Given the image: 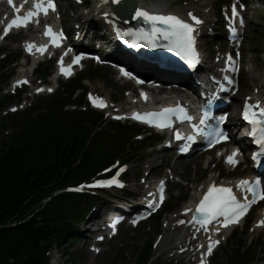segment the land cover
<instances>
[{
    "label": "trees",
    "instance_id": "obj_1",
    "mask_svg": "<svg viewBox=\"0 0 264 264\" xmlns=\"http://www.w3.org/2000/svg\"><path fill=\"white\" fill-rule=\"evenodd\" d=\"M82 143L68 124L0 141V264H48L46 253L68 237L71 203L53 193L94 171Z\"/></svg>",
    "mask_w": 264,
    "mask_h": 264
},
{
    "label": "snow or ice",
    "instance_id": "obj_2",
    "mask_svg": "<svg viewBox=\"0 0 264 264\" xmlns=\"http://www.w3.org/2000/svg\"><path fill=\"white\" fill-rule=\"evenodd\" d=\"M116 2L119 3L120 0H116ZM35 7L37 11H29L27 16L20 17L18 18V20H13L11 24L8 25V29L10 30L13 26H27V22L32 17L38 16L40 12H43L44 15H47L50 10L55 11L56 3L55 0H37ZM231 14L232 17L239 18L240 25L244 24V19L242 16H240V13L238 12L235 4H233L231 7ZM105 16H107V13H105ZM188 16L191 17L192 21H195V25L203 23L202 20H200L191 12L188 13ZM135 18H143L144 20L150 22L153 26L152 33H144L143 31H141L140 33L136 34L132 33L131 30H129L128 34H136L141 37H148L153 40L158 38L157 34H160L163 36L164 39L169 40L171 42V50L181 55L186 61L189 62L190 65L195 66L197 63H199V53L196 50V39L194 35L196 28L193 23H189L188 21L180 18L177 15L153 14L140 9L136 11ZM157 24L166 25L167 27H156ZM232 31L235 33L236 29L233 28ZM45 34L52 37V43L56 44L57 46H59L61 40L63 39L62 32H54L50 25L47 27ZM150 46L154 45L150 44ZM33 47H35V45L33 43H29L27 45L28 51H32ZM46 47L47 46H41L38 50L45 51ZM80 59V56L75 57L73 63H78ZM96 59L99 60V57H96ZM228 60L232 62L233 58L229 56ZM60 63L61 71L66 75H71V66L69 65L65 67L63 65L62 58ZM124 75L130 76L131 73L124 71ZM24 82L26 83V81ZM18 83L20 82L18 81ZM37 91H43V89L38 88ZM48 91H52V89H48ZM90 98L92 99L94 106L101 108L106 106V102L103 100L102 97H91L90 94ZM249 107L250 105L246 102L245 111L243 113L244 119L249 121V123L253 125L252 131L249 134L253 137H256L257 132L259 131L260 136L258 139L255 140V142L264 146V120L260 119L255 114L250 113L248 110ZM173 113H179L181 119L192 120V117L188 115L186 109L180 106H177V108L174 109L166 108L160 113H136L134 118L145 120L147 123L156 124V126L164 128L170 126L169 117L170 114ZM207 116L208 113L205 112L204 119H201L200 124H204ZM257 126H259V128ZM193 127L196 128L198 131H203V129H201L198 125H193ZM205 135H214L216 142H220V140L229 139L228 134L223 131H218L215 133H205ZM176 138H181L179 132L176 133ZM187 139L191 140L195 139V137L189 136L187 137ZM238 155L239 149H235L226 158L227 162L233 166L237 165L239 163L238 159H236ZM123 170V168L120 169V171ZM161 184H163V181H161ZM113 185L124 187L123 183L116 177H113L109 180L96 181V186L111 187ZM239 187H241L245 192L243 201L237 198L236 194L233 192V189L230 187H225L217 184L209 186L207 192L204 194L203 198L199 201L198 205L196 206V213L198 215H194L193 219L196 220V222L202 227L212 223L213 221H217L218 223L222 224L225 228L229 227L232 224H238L240 222V219L247 214L248 210L252 207L253 204L257 203L259 200H264V188L261 187V181L259 179H256L255 181L242 180L240 181ZM249 192L252 194L251 199H249L247 196V193ZM164 198V189L163 187H161L159 193V202L162 203ZM151 206L154 207L155 202ZM186 211H191V209H186ZM133 223H136V221L134 220ZM180 223H184V221H180ZM258 226H264V219L258 222ZM113 227H115V225H113ZM219 230V228L216 229V231ZM99 239H103V237H99ZM209 241L210 242L207 247V252L209 255H211L213 248L218 245L220 241L211 240V238H209ZM96 251H99V249H96ZM201 264H204V261H201Z\"/></svg>",
    "mask_w": 264,
    "mask_h": 264
},
{
    "label": "rangeland",
    "instance_id": "obj_3",
    "mask_svg": "<svg viewBox=\"0 0 264 264\" xmlns=\"http://www.w3.org/2000/svg\"><path fill=\"white\" fill-rule=\"evenodd\" d=\"M146 1V0H143ZM251 1V0H250ZM255 1L256 5V11L252 14V19L250 22V25L248 27L247 31V42L245 44V58L253 60L258 67H261L262 70H264V0H253ZM257 1V2H256ZM146 2L152 3V4H164L166 9H169L171 11L174 10H180V6L178 4L179 0H147ZM203 2V0H202ZM201 2V4H202ZM215 3L214 0H210V3ZM199 4L198 6L194 7L196 10H200L199 8L203 9V7ZM81 13H84L80 11ZM208 19L215 18L213 14H206L205 15ZM14 47V46H12ZM248 61V60H247ZM253 69V62L249 61L248 64L245 66V79L247 80V87L249 90L252 89L253 84L250 83L249 74L252 72ZM102 79L96 80L91 83L93 89H103V91H107L110 96L116 95V92L114 90H106V87L108 84L113 83V77L111 76V72H107V74L102 75ZM247 77V78H246ZM141 156V155H140ZM136 158V161L138 158ZM168 156L167 162H169L167 165L170 166V169H174L175 162L172 159L171 155L162 154L161 158L157 162V167H155V171H159V173L166 174V169L161 165V163L166 159ZM184 166L178 169L177 175L182 178V180H189L191 182L196 181H202L205 178H207L208 172H204L203 168V162H200L198 160H194L192 163H187L183 161ZM197 165V169L194 167V165ZM145 165L142 164V166ZM166 165V166H167ZM140 166L141 164H138V166L134 167V170L132 171V175L140 173ZM162 167V168H161ZM133 180V177L130 178V181ZM177 186L175 185L173 187L172 192L176 193ZM152 235V230L150 232V228H145L141 231H138L137 233H131L127 232L126 234L123 232L122 235L113 242L111 245V248L114 247L113 253L104 256L102 261L99 262V264H108L105 262L108 260L109 264H114V255L118 254L119 250L123 247L124 249V258L126 263H133L136 259L137 254V247H142L147 238H149ZM264 246V245H263ZM69 254H71L69 252ZM61 251L57 252L56 249H53V252L51 253L48 261L49 264H79V261L76 262V260L72 257H67L66 255L60 258ZM60 258V259H59ZM162 262L164 264L168 263L167 260L161 258ZM226 262V261H225ZM225 262H222L219 260V264H223ZM126 263H120V264H126ZM218 264V263H215Z\"/></svg>",
    "mask_w": 264,
    "mask_h": 264
},
{
    "label": "bare ground",
    "instance_id": "obj_4",
    "mask_svg": "<svg viewBox=\"0 0 264 264\" xmlns=\"http://www.w3.org/2000/svg\"><path fill=\"white\" fill-rule=\"evenodd\" d=\"M138 1V7L140 8V7H144V8H147V9H149V10H154V9H161L162 10V8H160V7H157V6H150V5H147V4H145L142 0H137ZM157 7V8H156ZM155 12V11H154ZM103 14V13H102ZM90 18H91V20H95V21H98L99 20V15H95V11H92L91 13H90ZM97 19V20H96ZM101 20V19H100ZM69 44L70 45H72V42L71 41H69ZM110 49H112V47L110 46L109 47ZM112 51V50H111ZM131 59V58H130ZM248 61H251V62H253V69H252V72L249 74V78H250V80H251V82H252V84L255 86V87H258L262 92H263V96H264V70H262V68L261 67H258L257 66V64L253 61V60H251V59H247ZM263 60H264V57H263ZM131 61V60H130ZM127 69V68H126ZM236 70H240V69H235V71H234V75L236 74L235 72H236ZM192 80V79H191ZM191 80H189V83H191L190 81ZM231 80H235V78H234V76L233 77H231ZM154 83L155 84H157V85H161V83L160 82H157V81H154ZM191 92H195V90L194 89H192L191 90ZM196 111H197V114L196 115H200L201 114V109L199 108V107H197L196 108ZM233 111H234V108H233ZM178 123V122H177ZM182 164H180L179 166H177V167H180ZM176 171H177V169H175ZM215 179V177H213V178H211V180H214ZM98 209H100V207H98L97 208V210ZM97 214H98V212H97ZM261 215V214H260ZM66 239H68V237L66 238ZM58 264H60V263H58Z\"/></svg>",
    "mask_w": 264,
    "mask_h": 264
}]
</instances>
